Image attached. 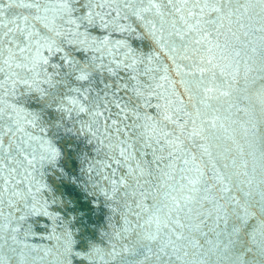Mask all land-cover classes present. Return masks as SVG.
<instances>
[{
    "label": "water",
    "instance_id": "95a60500",
    "mask_svg": "<svg viewBox=\"0 0 264 264\" xmlns=\"http://www.w3.org/2000/svg\"><path fill=\"white\" fill-rule=\"evenodd\" d=\"M40 2L39 15H46L50 21L55 18V31L60 35L49 32L42 21L32 18L37 14L35 9L19 7L18 0L17 3L0 0V5H6L0 8L3 13L0 15V68L4 69L0 72V83L3 84L0 99L22 108L21 117L38 112L39 108L34 102L35 95L29 96L22 82L13 83L19 79L17 74L29 78V82L33 76L42 80L45 75L58 70L55 66L62 64L63 57L69 52L76 59L98 55L93 48L105 38L110 43L126 41L139 54L153 51L146 40L139 38L143 35L139 29L136 32L119 31L117 24H133V27L135 24L124 18V12L119 11L121 6L113 0H93L92 11L99 13L95 25L81 23L85 10L79 0H68L69 12L62 11L64 0ZM26 16L27 20L24 19ZM105 21L110 22L111 27L105 28ZM249 24L251 27L246 29L249 35L241 39L250 40L251 46L258 49L264 47V31H260L264 27V18L254 17ZM29 31L33 35L25 41ZM5 32H8L6 36ZM22 47L26 49L24 52L19 51ZM170 55L165 49L158 60L148 65L154 70L140 75L138 87L142 94L134 95L131 91L122 94L120 108L114 104L101 106L99 111L103 115L95 118L91 131L74 138L70 159L65 156L57 162L41 161V128H33L26 121L23 123L22 130L16 132L13 145L23 142L28 151L18 154L6 146L5 151L11 156L0 162V188L3 191L0 199L2 207L5 205L8 211L3 213L5 217L0 214V264H122L119 258L113 259L109 255L112 246L120 251L135 236L132 229L139 231L141 224L147 227L145 221L151 215L150 205L154 198L169 199L166 194L180 179L179 169L185 167L183 157L173 159V167L167 168L169 160L156 162L153 154L155 150L156 155L167 156L168 149L163 143L156 142L162 137L161 129L171 133L176 130V123L172 121L182 124L190 120L189 114L195 118L193 101L187 91V82L193 79L187 74L192 61L177 59L173 63ZM33 65L34 71L29 72L28 68ZM251 77H256L255 84ZM237 79L240 83L232 95L219 102L215 131L222 139L212 151L215 154L225 148L231 149L229 156L236 157L238 164H247L242 169L247 176L241 178L258 184L264 179V139L257 132L261 126L260 109L259 106L253 109L245 88L258 90L264 81H260L255 73L250 74L247 84L241 77ZM132 83L137 84L136 81ZM166 117H171L172 121ZM54 143L61 147L64 142L57 138ZM189 147H192L190 143ZM62 151L68 149L62 148ZM192 154L199 156V151L193 148ZM25 156L29 159L35 156L34 166L24 160ZM203 159L207 161L208 157ZM196 163L200 164V161ZM200 167L206 177L213 175L210 165L200 164ZM140 169L144 170V175H140ZM161 169L170 172L171 176L163 177L158 183L154 177ZM122 177V186L111 183ZM104 192H109L112 198L106 197ZM208 226H214L211 220ZM152 230H155V224ZM204 231L208 232V227H204ZM200 239L216 240L217 237L208 232L207 237ZM262 247L264 237L257 234L255 240L249 238L251 251L245 250L247 264H264ZM201 264L209 262L205 259ZM222 264L231 262L224 260Z\"/></svg>",
    "mask_w": 264,
    "mask_h": 264
},
{
    "label": "snow or ice",
    "instance_id": "6c2138e0",
    "mask_svg": "<svg viewBox=\"0 0 264 264\" xmlns=\"http://www.w3.org/2000/svg\"><path fill=\"white\" fill-rule=\"evenodd\" d=\"M79 2L85 10L81 23L95 25L99 13L92 11L93 0ZM113 2L121 6L119 11L124 12V18L131 19L135 24V27L133 24H117L119 31L136 32L139 29L143 33L139 38L146 40L153 51L139 54L126 41H116L110 45L105 38L98 47L93 48L98 55L76 59L69 52L63 57V63L55 66L58 70L45 75L42 80L33 76L29 82V78L17 74L19 79L13 83L22 82L26 86L25 92L29 96L35 95L34 102L39 111L21 117L22 108H18L16 103L0 99V162L11 156L5 151L6 146L13 148L18 154L28 151L23 142L13 145L16 132L22 130L25 121L33 128H41V161L57 162L65 156L70 159L73 155L74 138L91 131L96 123L95 118L103 115L99 111L101 106L114 104L120 108L122 94L129 91L134 95L142 94L138 87L140 75L152 72L154 69L148 65L153 60H158L159 55L167 49L173 63L177 59L192 61L187 74L193 79L187 82V91L193 101L191 106L195 118H191L192 114H189L190 120L181 124L166 117L176 123V130L170 133L161 129L162 137L156 142L163 143L168 149L167 156L156 155L154 150V161L169 160L166 167L172 168V160L183 157L185 167L179 169L180 179L171 185L172 191L166 194L170 198H154L150 205L151 215L145 221L147 227L141 224L139 231L132 229L135 232L133 239L123 245L120 251H116V246L113 245L109 255L113 259L119 258L122 264H145L146 261L149 264H201L205 259L209 264H222L224 260L231 264H247L245 250L251 251L248 248L249 238L255 240L257 234L264 237V179L258 184L242 179L241 177L247 176V172L242 171L247 164H238L236 157L229 156L231 149L225 148L215 154L212 149L222 139L215 131L219 120V102L232 95L236 85L240 83L237 78L241 77L247 84L250 74L255 73L260 81H264V47L258 49L251 46L250 40L241 39L242 36L249 35L246 31L251 27L249 21L254 17L264 18V0ZM12 3H17V0H12ZM5 6L0 5V8ZM18 6L35 9L37 14L32 18L42 21L49 32L60 35L55 31V18L50 21L46 15H39L42 7L40 0H18ZM62 11H70L68 0H64ZM24 19L27 20L28 17ZM103 26H108L107 21ZM4 27L7 28V25ZM260 31H264V27ZM21 35H24L23 30ZM32 35L29 31L24 37L25 41ZM25 50L24 47L19 49L20 52ZM34 68L35 65L28 68V71H34ZM3 71L0 68V72ZM251 80L253 84L257 82L256 77H251ZM133 81L137 84H133ZM0 87H3L2 83ZM245 91L249 93L253 109L259 106L261 126L257 128V132L264 139V83L260 84L258 90L246 87ZM5 92L7 93V89ZM129 101L131 102V97ZM123 110L122 108L121 111ZM140 136L143 137V133ZM57 138L64 142L61 147L54 143ZM62 148L68 151H62ZM193 148L199 151V156L192 154ZM28 155L31 156L32 153ZM205 156L208 157L207 161L203 159ZM24 160L33 165L35 156L32 159L25 156ZM197 160L205 167L210 165L213 173L211 177H206L200 164L196 163ZM189 173L195 175L190 176ZM140 175H144L143 169H140ZM165 176L170 177L171 173L161 169L154 179L159 183ZM111 183L122 186L124 178L112 180ZM103 194L112 198L109 192ZM209 220L214 226H208ZM221 224L224 225L223 228L220 227ZM204 227H208V232L217 239L201 241L200 237L208 236Z\"/></svg>",
    "mask_w": 264,
    "mask_h": 264
},
{
    "label": "bare ground",
    "instance_id": "6f19581e",
    "mask_svg": "<svg viewBox=\"0 0 264 264\" xmlns=\"http://www.w3.org/2000/svg\"><path fill=\"white\" fill-rule=\"evenodd\" d=\"M114 12V11H113ZM107 24H108V26H110L111 27V24H110V22H107ZM111 44V43H110ZM3 193V191H2V189L0 188V195ZM18 206H19V204H17ZM17 206V207H18ZM37 210H40V208H38V207H35ZM20 209H21V207H20ZM4 212H8L7 211V209H6V206L5 205H3V207H2V204H1V199H0V214L3 216V217H5V215L3 214ZM85 234H88V233H86L85 232ZM73 236V238L74 239H76V237L74 236V235H72Z\"/></svg>",
    "mask_w": 264,
    "mask_h": 264
}]
</instances>
